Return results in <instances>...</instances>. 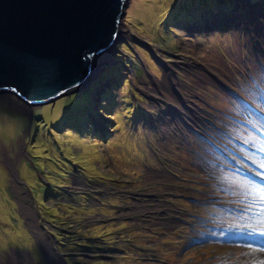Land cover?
<instances>
[{
  "label": "rangeland",
  "instance_id": "1",
  "mask_svg": "<svg viewBox=\"0 0 264 264\" xmlns=\"http://www.w3.org/2000/svg\"><path fill=\"white\" fill-rule=\"evenodd\" d=\"M154 1L158 17L148 23L137 12L143 7L144 18L150 19ZM262 2L128 0L119 21L126 34L103 54L107 62L85 86L33 107L10 92L0 95V153L9 150L16 159L18 180L15 188L2 165L0 264H51L55 258L64 264H248L244 250L224 231L235 220L205 208L208 202L229 203L221 181L230 175L212 159L208 141L179 134V119L150 123L155 105L165 101H152L155 78L167 74L186 73L177 78L183 82L180 91L199 114L198 107H204L228 118V95L219 82L257 98L262 71L256 55L247 54L241 33L264 22V15L251 9ZM244 13L245 20L234 16ZM213 21L218 29L205 31ZM241 53L244 63L238 60ZM13 96L19 107L6 105L17 102ZM38 141L45 143L44 151ZM262 181L261 175L257 183L264 187ZM236 191L231 203L242 209ZM201 216L220 222L205 229ZM218 236L225 241L216 242Z\"/></svg>",
  "mask_w": 264,
  "mask_h": 264
},
{
  "label": "water",
  "instance_id": "2",
  "mask_svg": "<svg viewBox=\"0 0 264 264\" xmlns=\"http://www.w3.org/2000/svg\"><path fill=\"white\" fill-rule=\"evenodd\" d=\"M127 2L0 0V95L33 107L85 86L92 57L116 44ZM217 133L228 136L224 128Z\"/></svg>",
  "mask_w": 264,
  "mask_h": 264
},
{
  "label": "bare ground",
  "instance_id": "3",
  "mask_svg": "<svg viewBox=\"0 0 264 264\" xmlns=\"http://www.w3.org/2000/svg\"><path fill=\"white\" fill-rule=\"evenodd\" d=\"M146 3H148V0H145V4ZM149 7L152 10V16L150 19L144 18L145 17V14H143L144 11L141 10L143 7H141L137 13H139L142 20H145V21H148V23H151L152 21L155 20L156 17H158L159 5H158L157 1H154V4L150 5ZM251 9L257 10L258 16L264 15V2H262L260 6L258 4L253 5V7H251ZM137 13H135L136 16H138ZM234 16L240 17L238 20H245V18L248 16V14L244 13L243 16L236 14ZM237 21H235L234 26L236 25ZM119 25H120L121 29L119 28L117 38H121L126 34L125 25L121 24V23H119ZM208 26H209V28L205 31L215 32L219 27L216 21L211 22ZM229 26H231V24ZM241 34H242V37H244V42H245L244 48L247 50V54L248 55H254V56L256 55V58L260 64V66L263 69V73L258 76V84H259L258 91L263 94L264 90H260V89H262V88L264 89V22L261 21V22H258V24H253L251 28L244 27V32ZM107 60L108 59L106 57H103L102 55H97L95 57L93 56L92 57V71L96 72L97 69H99V67L102 64L107 62ZM234 60H237V59H234ZM238 60H240L242 63L245 62L243 53H241L239 55ZM161 63H163V60ZM165 65H166V67H169V64H165ZM183 74H186V73H183V71H180L178 74L173 73L172 77H169V74H167L166 77H164V78H155V82H154L155 88L152 90V93H153L152 101L154 103H158L162 100H165V101L160 103L159 105H155L156 111L152 112V114H151L153 116L152 123H150L151 127H154V123H156V122H160L162 125H166L169 122H175V123L178 122V119L180 116V108L178 106H176L174 104V102L175 101L180 102L181 99H183L187 102V97L182 95L183 93L180 91V83H183V82L178 81V79H177L178 77L180 78ZM178 75H180V76H178ZM203 76L206 77L205 75H203ZM201 81L204 82L203 79ZM218 86H220V88H222L227 95H229V92H228L229 88L232 90L235 89L234 86H230L227 83H225V84L221 83ZM4 96H5V94H4ZM13 98L16 99L15 96H13ZM8 99L10 100L12 98H8ZM16 100H17V102H15V101L7 102L6 105H8V106L14 105V107H19L20 106L19 104L21 102H19L20 100H18V99H16ZM248 100L252 101L251 98H248ZM21 101H22V104L24 106L28 105L25 102V100H21ZM257 101H264V97H262V96L257 97ZM201 111L203 113H205V111L203 109H201ZM193 112H195V109H193ZM92 115H93V113L90 112L88 117L90 118ZM208 115H210V114L208 113ZM210 116H212V115H210ZM101 125L99 123L97 124V127L99 130L102 129ZM189 131L192 132V130H189ZM118 141L122 145L124 144V141L122 139H119ZM44 146H45L44 142L38 141V148L43 150ZM129 149L131 151H133V149L131 147H129ZM84 155L87 159L88 165L93 166V160L89 154V151H86L84 153ZM121 159L126 161V156L122 155ZM2 165H4L5 167H8L7 169H8V171H10L11 177L13 179L12 180L13 185L15 186V188H17L18 180L16 178V176H17L16 159L10 155L9 150L5 151L4 154L0 153V168L2 167ZM28 175L32 176L33 172L29 171ZM4 211H6V210L4 209ZM33 221H34V218H33ZM44 245H45V249H47L50 253V259H53L51 252H50V244L48 243V241H45ZM16 264H18V263H16ZM51 264H64V263H62L61 261L59 262L57 260V258H55V260L54 259L51 260Z\"/></svg>",
  "mask_w": 264,
  "mask_h": 264
},
{
  "label": "snow or ice",
  "instance_id": "4",
  "mask_svg": "<svg viewBox=\"0 0 264 264\" xmlns=\"http://www.w3.org/2000/svg\"><path fill=\"white\" fill-rule=\"evenodd\" d=\"M12 92H16L17 90L14 88L7 89ZM248 159L255 161V166H258L261 170H264V160H260L258 157H249ZM261 175L264 176V171L261 172ZM264 183V181H262ZM241 188H248L250 191L247 195L252 196L254 199L252 201L251 207L248 211L252 210H260L264 209V187L261 186L260 183H252L250 179H245L240 182ZM252 220L251 223L241 224L239 220L234 221L229 225L230 228H239L243 229H251L256 233H260L264 235V227H258L264 225V214L257 215L255 217L250 218ZM249 248H252V245H248ZM264 251V247L261 248ZM255 264V262H253Z\"/></svg>",
  "mask_w": 264,
  "mask_h": 264
},
{
  "label": "flooded vegetation",
  "instance_id": "5",
  "mask_svg": "<svg viewBox=\"0 0 264 264\" xmlns=\"http://www.w3.org/2000/svg\"><path fill=\"white\" fill-rule=\"evenodd\" d=\"M193 109H195V112H193ZM193 109L189 108V110H187L186 114H191L193 118L200 119V117L198 115H196V114H199L198 111L196 110V108L193 107ZM198 109L200 110V112H202L201 108L198 107ZM203 110L205 111V113H207V109L206 108H203ZM20 261L21 260H15V263L20 264Z\"/></svg>",
  "mask_w": 264,
  "mask_h": 264
}]
</instances>
